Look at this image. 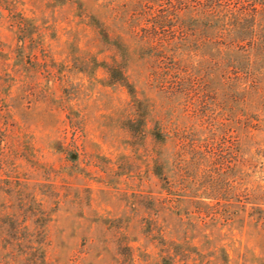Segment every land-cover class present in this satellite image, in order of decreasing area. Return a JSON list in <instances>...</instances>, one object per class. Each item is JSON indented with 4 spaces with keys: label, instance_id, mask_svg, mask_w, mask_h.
<instances>
[{
    "label": "rangeland",
    "instance_id": "rangeland-1",
    "mask_svg": "<svg viewBox=\"0 0 264 264\" xmlns=\"http://www.w3.org/2000/svg\"><path fill=\"white\" fill-rule=\"evenodd\" d=\"M159 3L0 0V264H160V90L147 76L149 44L114 17ZM199 51L204 70L209 50ZM117 67L129 87L111 75ZM257 70L235 84L240 93L218 74L201 80L231 126L216 140L251 159L241 209L224 223L207 219L208 237L224 249L211 253L207 242L203 262L264 264V54Z\"/></svg>",
    "mask_w": 264,
    "mask_h": 264
},
{
    "label": "trees",
    "instance_id": "trees-1",
    "mask_svg": "<svg viewBox=\"0 0 264 264\" xmlns=\"http://www.w3.org/2000/svg\"><path fill=\"white\" fill-rule=\"evenodd\" d=\"M159 6L142 4L138 17L131 8L115 11L114 17L123 32L139 34L149 44L152 61L147 76L160 90L153 132L160 141V264H176L191 253L197 255L192 264H212L211 259L202 261L206 243L217 245L205 231L207 219L224 223L241 209L236 201L244 190L240 179L248 174L244 170L251 159L242 157L245 152L238 143L216 140L221 135L226 141L231 126L214 113L207 98H214L215 90L201 80L218 74L229 90L239 92L235 84L255 78L264 54V0H160ZM204 45L209 51L203 70L194 57H204L199 51ZM112 72L118 82L128 85L123 71L117 67ZM225 118L231 123L230 116ZM147 122L143 112L139 125L145 127ZM4 156L0 147V169ZM212 199L218 204L214 218H210ZM222 199L227 201L223 205Z\"/></svg>",
    "mask_w": 264,
    "mask_h": 264
}]
</instances>
